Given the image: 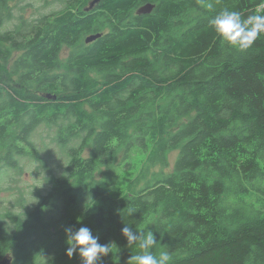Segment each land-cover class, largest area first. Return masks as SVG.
<instances>
[{
    "label": "trees",
    "instance_id": "16d2710c",
    "mask_svg": "<svg viewBox=\"0 0 264 264\" xmlns=\"http://www.w3.org/2000/svg\"><path fill=\"white\" fill-rule=\"evenodd\" d=\"M75 1L7 31L0 0V173L44 163L40 125L66 157L34 205L0 213V264H83L65 233L82 226L111 243L98 264H127L125 224L169 264H264V34L239 51L210 24L264 0Z\"/></svg>",
    "mask_w": 264,
    "mask_h": 264
},
{
    "label": "rangeland",
    "instance_id": "374dc122",
    "mask_svg": "<svg viewBox=\"0 0 264 264\" xmlns=\"http://www.w3.org/2000/svg\"><path fill=\"white\" fill-rule=\"evenodd\" d=\"M64 1L6 0L8 9L3 11V29L13 31L20 26L21 22L33 21L43 13L59 10L64 6ZM67 52V48L64 47L61 53V62L63 63L66 60V56H68ZM14 53L17 54L18 51ZM95 76L97 77V83L101 84L102 78L100 80L98 75ZM47 131L48 128L40 125L34 134L35 138L43 139L40 151L44 160L43 164L28 162L24 165L20 174H16L11 169L3 170V173H0V213L7 209L21 211L24 209V206L31 207L37 202L38 194H45L48 190L50 186L48 177L50 174L58 175L63 171L66 157L62 150L55 143L51 142ZM176 154L177 151L174 150L169 155L172 163ZM167 169L163 168L162 170L167 171ZM154 170L158 169H149V172L146 173L147 179L155 174ZM99 176V174H96V178H99Z\"/></svg>",
    "mask_w": 264,
    "mask_h": 264
},
{
    "label": "clouds",
    "instance_id": "9594fccd",
    "mask_svg": "<svg viewBox=\"0 0 264 264\" xmlns=\"http://www.w3.org/2000/svg\"><path fill=\"white\" fill-rule=\"evenodd\" d=\"M206 7L211 8L209 2ZM249 15L246 18L238 11L222 10L211 20L210 24L220 37L222 44L230 45L239 51L250 49L255 41L264 34V14ZM135 209H130L128 215L135 213ZM66 255L72 258L78 254L83 264H98L103 256L112 252L111 243H99V237L93 235L91 229L82 226L73 231L72 228H66ZM121 233L126 237L128 245L138 244L139 253L131 255L127 264H169L171 259L167 251H162L159 256L155 255L151 249L157 244L154 232L145 225L143 228H137L125 224Z\"/></svg>",
    "mask_w": 264,
    "mask_h": 264
},
{
    "label": "water",
    "instance_id": "95a60500",
    "mask_svg": "<svg viewBox=\"0 0 264 264\" xmlns=\"http://www.w3.org/2000/svg\"><path fill=\"white\" fill-rule=\"evenodd\" d=\"M97 0H93L92 2H90V6L86 7V9L92 7L94 5V3ZM154 4L151 2H146L145 4L139 6L136 10V13L138 14H147L149 12H151V10L153 9ZM101 35V33H95V34H90L85 38V42H90L95 40L96 38H98ZM47 97H50V94L47 95ZM53 98H56V95H53Z\"/></svg>",
    "mask_w": 264,
    "mask_h": 264
},
{
    "label": "flooded vegetation",
    "instance_id": "af4514ba",
    "mask_svg": "<svg viewBox=\"0 0 264 264\" xmlns=\"http://www.w3.org/2000/svg\"><path fill=\"white\" fill-rule=\"evenodd\" d=\"M49 1H64V0H49ZM87 1H89V0H87ZM93 0H90V2H92ZM76 1L75 0H70V4H74ZM90 2H89V4L87 5V7L88 6H90ZM64 4V3H63ZM93 7V6H92ZM91 8V7H90ZM90 8H88V9H90ZM88 9H86V10H88ZM3 23V22H2Z\"/></svg>",
    "mask_w": 264,
    "mask_h": 264
},
{
    "label": "bare ground",
    "instance_id": "6f19581e",
    "mask_svg": "<svg viewBox=\"0 0 264 264\" xmlns=\"http://www.w3.org/2000/svg\"><path fill=\"white\" fill-rule=\"evenodd\" d=\"M86 37H87V36H86ZM86 37H85V38H86ZM93 41H94V40H93ZM90 42H92V41H90ZM90 42H85V43H90Z\"/></svg>",
    "mask_w": 264,
    "mask_h": 264
}]
</instances>
